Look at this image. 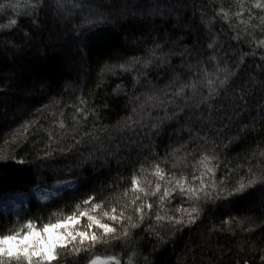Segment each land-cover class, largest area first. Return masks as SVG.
<instances>
[{
  "label": "trees",
  "instance_id": "trees-1",
  "mask_svg": "<svg viewBox=\"0 0 264 264\" xmlns=\"http://www.w3.org/2000/svg\"><path fill=\"white\" fill-rule=\"evenodd\" d=\"M85 2L95 6L97 0ZM132 3L144 8L158 7L164 16L142 19L138 12L135 19L125 20L116 27L99 23L85 37L72 40L67 36L49 39V31H56L50 16L47 27L38 31L31 43L24 40L22 33L13 37L21 51L15 53V61L0 62V76L11 72L16 77L7 92L0 95V154L6 157L0 161V197L7 193H30L65 180H73L75 187L62 191L46 203L30 199L18 211H0V233L25 231L29 219L36 229H41L45 224L90 207L83 204L89 195L95 197V203L101 204L100 208L92 209L91 214L111 223L103 212L110 211L113 205L119 209L131 200L134 173L140 178L141 186L146 180L154 187L158 179L155 165L159 164L166 177L161 182L162 187L173 172L186 184L198 185V181H192V175L200 176L197 162L202 153H208L197 146L210 150L213 141L218 156V160L213 161L218 165L213 178L218 183H235L249 167L255 169L260 164L259 152L264 148V128H261L264 125V47L259 46L256 39H264V33L252 27L259 24L255 18L261 14L259 10H255L253 20L244 25L240 20H247L249 13L246 8L240 18L235 16L240 10L237 0H132ZM245 3L247 5L248 0ZM221 6L229 12L228 21L217 16ZM67 7L74 13L70 18L74 24H79L82 14L91 11L87 6L72 8V0H68ZM169 9L173 10L172 15L168 14ZM177 12L190 27L176 26ZM8 31L5 30V34ZM238 34L239 39H235ZM178 36L197 53L184 59L203 62L199 71L195 67L189 70L181 64V56L169 57L171 67L182 73L180 82L199 80L204 68L210 74L215 73L217 61L209 59L212 55L218 57L221 69L227 67L235 73L229 76L225 86L214 84L220 95L213 94L209 100L211 109L207 105L199 109L192 107L201 98L200 94L188 101L180 96L173 98L178 85L170 84L169 66H158L157 62L143 70L144 75H140L143 65L134 64L126 69L116 67L115 75L106 70L101 80L105 64L130 63L132 57L151 58L150 50L156 44L161 45L156 51L157 57L170 49L179 52L172 43ZM207 43H213V49H208ZM75 45L84 50L83 66ZM207 78L216 79L215 75ZM117 85L123 89L119 95L113 92ZM197 86L204 96L209 94L206 84ZM185 92L191 97V89ZM81 97L97 115L78 117L80 122L76 124L72 120L73 105L85 107L79 103ZM105 103L109 104L108 108L102 106ZM129 116L131 119H126ZM169 116L173 118L167 119ZM189 116L192 117L191 134L186 126ZM61 121L65 125L63 129ZM160 121L163 123L158 130L150 128L152 123ZM245 126H249L247 130ZM50 133L52 139H49ZM204 136L208 137V143L201 139ZM149 142L150 146L144 147ZM181 144L184 149L178 155L186 156L187 163L173 168L169 160L162 158ZM60 148L70 150L60 152ZM45 151L53 153L44 161L48 167L41 166L39 159ZM140 163L146 169L143 174L139 172ZM204 179L210 182L209 176ZM178 193L179 189L166 198L163 207H160L159 196H149V202L155 206L151 210L145 207L150 214L140 230H134L132 242L127 245L121 242L115 247L99 245L97 254L117 255L122 264L127 262L125 253L133 251L139 253L140 264H144V256H149L150 264H264L261 259L264 256V207L260 206L258 190L233 198L231 203L201 202L206 211L198 222L175 225L168 217L186 221L187 214L180 209L191 204L187 196ZM125 211L132 215V206L129 204ZM157 211L164 217L161 221L155 219ZM228 214L235 222L222 224ZM87 223L86 216L80 218L78 224L82 231ZM149 225L164 236L165 243L159 244L155 234L146 231ZM246 228L252 230L244 231Z\"/></svg>",
  "mask_w": 264,
  "mask_h": 264
},
{
  "label": "snow or ice",
  "instance_id": "snow-or-ice-1",
  "mask_svg": "<svg viewBox=\"0 0 264 264\" xmlns=\"http://www.w3.org/2000/svg\"><path fill=\"white\" fill-rule=\"evenodd\" d=\"M28 7L18 12L16 17L11 21L10 25L5 27L0 25V62L15 61V53L21 51L20 45L15 43L14 36L16 33H22L23 38L27 43L32 42V38L36 36L37 32L43 30L47 27L49 18L51 16L52 22L56 24V31H49V39L52 40L56 37L63 38L68 37L69 40L78 39L85 37L86 33L91 32L93 27L99 23L110 24L113 27L120 25L123 21L128 19H135L137 13H140L142 19H146L154 16H164V12L161 11L158 7L148 6L144 8L143 6H137L132 3V0H97L95 6L93 3H86L85 0H72V8H82L89 7L91 11L88 14H82V18L79 24H74L70 18L74 15L67 7L68 0H27ZM54 5V7H53ZM237 6L240 9L235 13L237 18H240L247 8L249 13L247 20H240V23L248 25L250 21L253 20L255 16V10H259L261 13L258 16H255L259 20V24H253V28H259L261 33H264V0H248L246 5L245 0H237ZM180 7V5H177ZM231 7V5L229 6ZM172 9L168 10V14L172 15ZM217 16L225 21L230 19L228 11H225L224 7L221 6L217 10ZM217 17H213L215 19ZM176 26L180 29L190 27V24L184 22L179 12L175 15ZM203 21V16L201 17ZM206 24H210L211 21H205ZM63 28V31H61ZM5 30H10L5 34ZM247 31V29H245ZM73 33L75 35H73ZM249 36L254 34L248 32ZM239 39V34L234 37ZM127 39V37H125ZM172 43L179 48L180 51L177 52L175 49H170L168 53H161L159 57L156 56V51L161 48L160 44H156L154 49L150 50L151 58L145 57H132L131 62H122L118 65H107L101 69V80L103 79V74L106 70H111L115 75V68L119 67L120 69H126L131 67L134 64H142L143 69L140 71V75H144V71L148 69L154 62H157V65H167L172 73V79L170 84H177V90L173 94V98L180 96L185 101L189 99H195L197 94H200L201 98L196 101L192 107L199 109L201 105H207L209 109L212 108V104L209 103V100L212 99L213 94L219 96L220 93L217 91L214 84H217L221 87L225 86L229 81L230 75H235V73L230 72V70L225 67L221 69L219 67V60L216 55L209 57L210 60L217 61L216 72L208 73L207 69L202 70V75L199 80H192L191 82H180L182 73L176 68H172V61L169 59L171 56L179 55L182 57L181 64L186 65V67L191 70L192 68H197L200 70V65L203 63L201 60H196L195 63L187 61L185 57H191L197 55L196 52L192 50L188 45H185L183 42V37L178 36L175 41ZM256 43L264 47V39H256ZM46 47V46H45ZM77 50V54L80 56L81 66L85 63V54L84 50L80 48L79 45L74 46ZM206 47L208 49H213V43H207ZM241 59L243 57L241 56ZM222 74V78L221 75ZM209 75H215V81L213 79H208ZM16 79L13 73L8 75L0 76V95H3L7 92L8 87L11 82ZM179 82V83H178ZM100 81H98V84ZM198 84H206L209 89V94L204 96L200 93ZM44 85L41 84V87ZM185 89H191V97L185 92ZM123 89L120 85H117L113 89L114 94L119 95ZM167 98V97H166ZM138 99V97L136 98ZM151 99V97L149 98ZM243 99V96L240 97ZM79 103L85 107L81 108L76 105H73L75 108V113L72 116V120L79 124V118L96 116L94 108L88 107V101L81 97ZM104 108H108L109 104L105 103L102 105ZM175 115V114H173ZM167 119H172L173 117H166ZM126 119H131L127 117ZM192 117H188V131L191 134ZM86 122V121H85ZM61 129L65 127L64 122L61 121ZM120 122L118 121V124ZM163 121L159 123H152L150 125L151 129L158 130ZM249 126H245L247 130ZM255 127V124L252 125ZM261 128H264V125H261ZM73 131H78V129L73 128ZM85 135H90L85 133ZM198 135V133H197ZM53 138V134H49V139ZM64 138H61L63 142ZM195 139V137H193ZM208 143V137H201ZM235 139V137H233ZM145 145L144 147H149ZM259 147V146H258ZM197 148L203 149V152L208 154H201L199 161L197 162L200 170V176L197 177L195 174L192 175V181H198V185L192 183H185L182 178H178L176 173H171V178L167 179V182L163 184L162 181L166 179L164 170L159 166L155 165V175L158 177L157 182L154 187L151 185V182L145 180L144 186H141L140 178L134 173L131 176V188H132V198L130 201H126L124 206L119 209L113 205L110 208V211L103 212V216L108 217V220L111 221L105 222L102 218L97 215L91 214L92 209H98L101 207V204L95 203V197L89 195L87 199L83 200L84 205H90V207H85L82 211H77L72 214L67 215L63 219H58L56 223H48L43 225L41 232H48L52 228L66 220L68 222H78L81 217H87V225L84 231L77 230L76 228L65 229L60 231V239L55 240L51 238H46L45 236L40 237L38 245H34L31 240L25 239L26 235H30L32 232H36L35 226L31 219L26 222V227L28 233L24 231L9 230L7 233L0 235V264H122L120 258L117 255H99L97 254V248L99 245H105L109 247L119 246L121 242L125 245L132 242V238L135 235L134 230H140L142 223L145 220V217L150 213L145 211V207L149 210L154 208V203L149 202V196L156 197L159 196L160 207H163V202L166 198L170 197L172 193L177 192L179 189L180 195H185L191 201L190 207L181 208L182 213L187 214L186 221L179 217H168L170 221H174L175 225H181L187 222L188 224H193L198 222L201 214L206 211V208L201 205V202L204 204L211 203H231L233 198L249 195L259 191V203L261 207H264V148H261L259 156L261 157V162L256 166L255 169L252 167L248 168L247 173L239 176L235 183L220 181L219 183L216 179L213 178V174L216 171L217 164L213 161L218 160V156L215 153V142H212L211 149H204L202 145H198ZM184 149V145L181 144L178 149H173L171 153L163 157L164 160H169L172 163L173 168H178L180 166H186L187 157H181L178 155L180 151ZM68 148H60V152L69 151ZM52 151H45L43 156L40 157L41 166L48 167L49 165L44 164V161L48 160L52 156ZM110 155H116L115 153H110ZM6 159L5 156L0 154V161ZM147 159V157H145ZM23 163V161H21ZM202 169V170H201ZM139 172L141 174L146 172L143 163H140ZM183 173H181V177ZM205 176H209V181L204 179ZM123 179V177H121ZM162 191V194H161ZM127 188L124 189V196L127 197ZM139 193H144L143 196ZM42 199H47V196L41 197ZM255 204V201H252ZM132 206L133 214L128 215L125 209L128 205ZM80 206L77 205V208ZM156 221H161L164 219L159 213L155 214ZM234 218L227 215V219L222 221V224L234 223ZM102 230V231H99ZM223 231V227L220 229ZM244 231H251V228L243 229ZM150 234H155L159 244L165 243L164 236L161 235L159 231L155 229L153 225H149L146 229ZM127 255V253H125ZM137 251H133L132 255H138ZM264 260V256L261 257ZM126 264H133L131 256H129ZM144 264H150L149 256H144Z\"/></svg>",
  "mask_w": 264,
  "mask_h": 264
},
{
  "label": "rangeland",
  "instance_id": "rangeland-1",
  "mask_svg": "<svg viewBox=\"0 0 264 264\" xmlns=\"http://www.w3.org/2000/svg\"><path fill=\"white\" fill-rule=\"evenodd\" d=\"M74 181L73 180H65L56 182L48 187L37 188L30 193H7L0 197V211L1 212H9V211H18L24 208L27 202L30 199H34L40 203H46L51 199L57 197L62 191L69 190L74 188ZM47 196L48 198L42 199L41 197ZM65 224H70L71 228H76L80 230V224L78 222H68L66 220L63 221ZM56 222H53V224ZM36 229V228H35ZM42 229V228H41ZM41 229H36L37 235H43L46 238H51L55 240L60 239V231L56 228L50 229L48 232H41ZM28 229L26 228L25 231ZM24 231V232H25ZM32 238L30 237L29 240Z\"/></svg>",
  "mask_w": 264,
  "mask_h": 264
},
{
  "label": "clouds",
  "instance_id": "clouds-1",
  "mask_svg": "<svg viewBox=\"0 0 264 264\" xmlns=\"http://www.w3.org/2000/svg\"><path fill=\"white\" fill-rule=\"evenodd\" d=\"M28 7L27 0H0V25L2 26H9L11 21L16 18V15L18 12H21L25 10ZM70 224H65L63 221L60 222L56 229L59 231H63L65 229L70 228ZM25 233H28V230L25 231ZM4 233H0V235H3ZM41 235H37V232H32L30 235H26L25 239L32 238L31 241L34 245H38L40 241ZM131 256L133 264H140L139 261V254L138 255H132V252H129L127 254V260Z\"/></svg>",
  "mask_w": 264,
  "mask_h": 264
}]
</instances>
